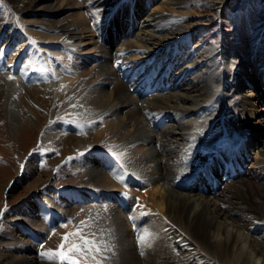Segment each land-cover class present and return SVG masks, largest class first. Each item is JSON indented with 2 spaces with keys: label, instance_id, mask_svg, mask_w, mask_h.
<instances>
[{
  "label": "bare ground",
  "instance_id": "bare-ground-1",
  "mask_svg": "<svg viewBox=\"0 0 264 264\" xmlns=\"http://www.w3.org/2000/svg\"><path fill=\"white\" fill-rule=\"evenodd\" d=\"M89 1L93 9H84L93 27L82 13H67L81 10L79 0L61 5L53 0H0V44H8L7 50L0 49V122L6 125L0 131L9 128L18 138L27 129L33 139L35 129L42 133L58 115L45 129L43 144L63 147L64 160L71 163L50 159L56 161L57 173L45 180L38 172L28 191L32 194L23 202L29 208L22 205L3 214L0 264H58L45 251L40 258L36 242L27 237H57L59 242L61 231L70 228L54 230L61 219L66 226L79 227L72 236L83 241L84 251L92 253L86 239L100 249L89 255L88 264H264V110L258 108L257 93L241 85L251 60L242 61L235 74L239 90L229 75L228 59L234 56L238 62L245 46L224 52L206 47L204 63L187 44L205 23L179 24L193 16L190 12L169 11L163 4L149 12V0H135L142 6L125 17V6L131 7L125 0ZM163 3L182 7L190 1ZM25 14L33 19L24 21ZM240 18L244 32V16ZM224 31L218 37L221 47L229 45V30ZM131 32H136L133 40ZM253 40L252 57L260 47ZM179 44L181 53L175 47ZM69 47L81 55H70ZM177 54L183 71L173 63ZM191 73L192 79H186ZM259 83L264 85V78ZM110 85L111 91L106 89ZM233 90L231 108L243 120H257L250 123L244 145L222 135L235 131L229 108L196 116L219 92L228 101ZM125 108L126 114L120 112ZM196 134L200 142H193ZM209 139L215 140L213 145L207 144ZM249 139L262 146L251 162L253 170L245 154ZM33 159L24 162L22 175L18 169L17 179L44 165ZM232 164L239 170H232ZM62 173L80 188L46 195L48 181L63 178ZM36 197L35 215L31 202Z\"/></svg>",
  "mask_w": 264,
  "mask_h": 264
},
{
  "label": "rangeland",
  "instance_id": "rangeland-1",
  "mask_svg": "<svg viewBox=\"0 0 264 264\" xmlns=\"http://www.w3.org/2000/svg\"><path fill=\"white\" fill-rule=\"evenodd\" d=\"M141 1L138 3H135V0H125L124 1L125 3H129L131 5L130 9L128 8V6H125V8H124L125 17L127 15L131 17L134 13L133 12L134 7L135 6L136 7L142 6ZM149 1L151 3L150 4L151 8H150L149 12L151 10L153 11L154 8L157 7L158 5L160 6L163 4V6H166V9L169 11L182 10V11L190 12L191 15L193 14V16H185V18L179 23L180 26L190 25V23L195 22V20L205 23V25L204 26L202 25V27L199 29V33H197V31H196L193 34L191 43L187 44V45H190L189 48H191L192 52L194 50V54L197 57L198 56L201 57V55H202V58L206 59L204 63H206L208 61V59L206 57V53L203 52L206 47L218 48L224 52L226 50V48H229L230 50H234L236 48V46H238V44H240L241 46H245V49L247 52L242 54L238 58V60H239L238 62L236 61L237 59L235 60L234 56H231L228 59V62L230 64L229 65V68H230L229 75H231L233 78L232 84L234 86H236L235 90H239V86H238L239 81L237 83V79H236L235 74H237L241 70L240 68L242 67V61L245 62V61L251 60V63L247 65V68H246L247 70H245L247 72L246 78H244L243 81L240 80L241 85L244 87V89L246 91L248 90L249 92L253 91V92L257 93V96H259V99H260L258 101L260 103H257L258 108L260 109V107H261V108H263L262 110H264V98H262L264 96V85L259 83L264 78V74L262 73V68H264V0H211V1H208V0H189L190 3H188L187 5L182 6V7L181 6H179V7L168 6L166 3H163L164 0H149ZM53 2H55L56 4H59V5L65 3L64 0H53ZM89 2H90L89 0H86V1L79 0V5L81 7V10L76 8V9L68 10L67 13L68 14L82 13L84 18L86 19V22L89 21L90 27L91 26L93 27L94 22L92 23V20H91L92 16L90 15V12H88V9H93L92 8L93 6L91 3L89 4ZM85 7L88 9H84ZM160 10L165 11L164 8H161V9L159 8V11ZM157 12H158V10H157ZM129 13H130V15H129ZM26 16H27V18H26ZM29 16H30L29 14H25L26 19H24V21L26 20L29 22L30 18H31V20L33 19V17H29ZM122 16H124V15H122ZM241 16H244V20H243L244 28H245V29H243L244 32H242L240 30L239 25H238V23L241 19L240 18ZM34 19H35V17H34ZM79 20H81V19H79ZM225 23H229V25L226 26ZM134 24H136V22H134V21L130 22L131 26ZM30 27H33V26L30 25ZM85 28H86L85 29V31H86L88 28L86 26H85ZM73 29L79 31L81 28L79 26H74ZM225 29L229 30V33H228L229 34L228 35L229 36V41H228L229 45L221 47L220 46L221 41L219 40L218 37H220V36L222 37L221 34H223L225 32L224 31ZM129 30H131V29H129ZM241 33L243 35H241ZM135 36H136V32H131V39L132 40L134 39ZM254 38H257V40L260 42L259 43L260 44L259 50H257V54H255V56L256 55L258 56V60H256V61L254 60L255 56L252 57L253 55L250 51L251 46L254 44V40H253ZM54 45H58V44H54ZM180 46L181 45L179 44V45H176L175 47H176L177 51L179 50L181 53V49L179 48ZM0 48L5 49L6 45L2 44V45H0ZM69 49H70V47H69ZM233 53H234V51H233ZM72 54L73 55L74 54L75 55H81L80 53H76V51L73 49H72ZM178 55L179 54H177V56L175 57V60L173 63H174V65L179 64V66H180L179 71H183L182 65L184 63L182 62V57H180ZM257 61H258V63H257ZM255 62H256V64H255ZM254 64H255V67H254ZM201 69H203V67ZM259 70H260V72H259ZM192 76H193V73H191V75L190 74L187 75L186 79H189V78L192 79ZM254 76L256 78H254ZM174 77H175V72L174 73L172 72L168 77L170 83L173 82ZM57 80H62V78L59 77V78H57ZM132 82L133 81H130L129 83H132ZM69 88H70V86L68 84V85H66V87L64 89H69ZM106 89L111 91L113 89V86L110 85ZM175 89H174V91H175ZM179 90L180 89H176V91H179ZM260 91H261V93H260ZM235 92L236 91L233 90L232 95H230L229 98L227 97L229 99L228 101L223 100V98H224L223 93L219 92L218 95L214 98V100L211 103H209L205 106H202L199 109V113L196 116L207 117L212 113L220 114L225 110V108H229L231 110L232 120H234L235 128H233V129H235V131L233 133H229V130H227L222 135H229L234 140L239 139V141H240L239 143L241 145H244V143L247 142V138L245 137V135L249 136L247 132L252 131V127L250 126V123L251 122L255 123L257 120H255V121L243 120L241 117H239V115H238L239 112H236L233 108H231L229 102L231 100H234V93ZM237 104H240V101ZM127 110L128 109L125 108L123 111H120V112H123V114H126ZM41 112L43 114H46L45 110H41ZM21 113L23 114V110L21 111ZM57 117H58V115H56L55 117H52L51 119L48 120V122L44 126L42 133L39 134V130L35 129L33 131L34 132L33 139H29L30 138L29 133H31L32 131L30 132L27 129L21 130V134L18 138L15 137L16 135L13 134L11 131L9 133V128L7 130L3 129L2 131H0V170H1L0 171V200H1L0 205L3 203V205L0 206V208H1L0 209V218H1L0 223L3 222V219H2V218H4L3 214H5L6 211L18 210L21 208L22 205L26 209L29 208L27 206V204H24V203L28 201L30 194H32V193H29L28 191H31V185H34L35 182L38 180V178H39L38 172H41L43 174L42 177L45 180H48V178H49L48 175L50 173H52L53 175L54 174L56 175V173H57V165L55 163L56 161L52 162L50 159H52V158L54 160L55 159H57V160L63 159L62 163L68 164L67 163L68 160H64L65 156L62 152L63 147L57 149V147L52 145L51 143L43 144V139H44L43 135H44L45 129L47 127L51 128V123H53ZM158 117L160 119V115ZM261 117H264V116H261ZM185 119L186 120L191 119V117L188 116V117H185ZM147 121H148V119H147ZM5 126L6 125L4 122H0V128H5ZM38 134L40 136H39V139L37 140L36 137L38 136ZM199 138H200V135L196 134L192 138V139H194L193 142H200V141L196 140ZM249 138H250V136H249ZM263 138H264V134H263ZM255 141H256V139H254V142L251 139H249V144H248V148H247L248 151L245 153L248 156L247 166L250 170H253V168L251 167V162L253 161V158L256 156L257 147H260V148L262 147L260 142L256 144ZM207 142H208L207 144L213 145L215 140L213 141V140L209 139ZM81 151H83V150H81ZM31 157L34 158L33 162L35 164H38L41 162V163H44V165H42V167H40L38 169V171L33 173L32 175H29L26 178H23L22 180L17 179L18 178L17 177L18 169H20V175H22L24 172V170H23L24 162ZM37 157H38V159H37ZM68 166H71V163L68 164ZM235 170L236 171L239 170L237 165H236ZM263 170H264V168H263ZM261 172H262V169L256 168V173L261 174ZM62 174H63L62 175L63 178L60 177L59 180L50 179V181H48V184L45 186V190H43L46 195L49 194L51 197H53L55 195H59L62 191L68 189V187L80 188L78 185L76 186V184H70L69 183V181L66 179V178H70L67 173H62ZM5 177H7V178H5ZM246 177L251 178L253 176H246ZM1 179H3V180H1ZM10 179L12 181L9 183ZM32 182H33V184H32ZM8 183H9V185L5 189V186ZM16 184H17V186H15ZM4 189H5V191H4ZM47 191H48V193H47ZM39 193L40 192H38L37 194L40 196ZM36 198H37V200H36ZM36 198L34 201L31 202V204H32L31 207L35 211V213H34L35 215H36V211H39V208H37V205H36V203L38 202V197H36ZM92 199H94L93 195H92ZM26 212H27V210L25 211V213ZM39 214L40 213L37 212L38 216H39ZM63 222L64 221L61 219V220H59L58 224L54 225V230H56V231L61 229V228L63 229L64 226L70 227L69 229H63V231H61V234L63 235V237L59 242H57V239H58L57 237L55 238V240H51L50 237H49V239H47L48 238L47 236H45V237L44 236L43 237L38 236V239H32L30 237H27V239L29 238L28 239L29 241H32L33 243L36 242L34 245L37 247V249L39 248L38 252L37 253L35 252V253L37 255L39 254L38 256L41 258V256L43 255V252L45 251L46 252L45 257H46V255L54 254V253L61 251L60 245L64 244L65 248L63 249V251H65L68 254H71L73 260H75L77 262V264H84V263H82V260L87 262V264H88L89 259H90L89 255L91 256L92 253L94 254L96 252L95 251V248H96L95 242H92L91 244H89V247H90L92 253L90 251L89 252L83 251V252L72 253L70 250L72 249L73 245L81 247V241L82 240L80 239L81 241L80 240L77 241L76 238L72 236L73 232L74 233L79 232V230H78L79 227L76 226L74 228L73 227L74 224L71 226H66V223L65 222L63 223ZM71 224H72V222H71ZM1 229H2V225H0V234H1ZM65 236L69 237L68 241L64 240ZM41 251H43V252H41ZM55 261H57L58 264H62V262L58 256H55ZM46 262L49 263V261H46ZM64 264H67V262H64ZM188 264H190V263H188ZM191 264H193V262H191Z\"/></svg>",
  "mask_w": 264,
  "mask_h": 264
},
{
  "label": "snow or ice",
  "instance_id": "snow-or-ice-1",
  "mask_svg": "<svg viewBox=\"0 0 264 264\" xmlns=\"http://www.w3.org/2000/svg\"><path fill=\"white\" fill-rule=\"evenodd\" d=\"M68 239H69V237H67V236L64 237V240L65 241H68ZM84 243H85V246H87V245L91 244L92 242L91 241H88V240H85ZM64 248H65V245L64 244H61L60 245L61 251H59L57 253H54V254H49L50 257L52 255L58 256L59 259L61 260L62 264H64V262H67V264H77V262L75 260H73L71 254H68L65 251H63ZM70 251L72 253H75V252H83L84 251V248L83 247H80V246L73 245L72 246V249ZM95 251L99 252L100 249L99 248H95Z\"/></svg>",
  "mask_w": 264,
  "mask_h": 264
}]
</instances>
